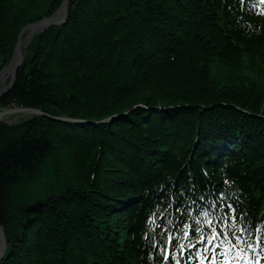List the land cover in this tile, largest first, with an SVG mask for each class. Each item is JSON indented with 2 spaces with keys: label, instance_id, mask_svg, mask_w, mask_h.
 I'll return each instance as SVG.
<instances>
[{
  "label": "trees",
  "instance_id": "1",
  "mask_svg": "<svg viewBox=\"0 0 264 264\" xmlns=\"http://www.w3.org/2000/svg\"><path fill=\"white\" fill-rule=\"evenodd\" d=\"M64 0H0V72ZM0 108V264H162L193 202L229 190L264 221V16L244 0H71L35 36ZM128 112L127 115H123ZM49 161L64 193L27 223L16 190ZM20 238V239H19Z\"/></svg>",
  "mask_w": 264,
  "mask_h": 264
},
{
  "label": "water",
  "instance_id": "2",
  "mask_svg": "<svg viewBox=\"0 0 264 264\" xmlns=\"http://www.w3.org/2000/svg\"><path fill=\"white\" fill-rule=\"evenodd\" d=\"M70 3H71V0H64L61 7L57 10L55 15L45 18L43 20H40L38 22L30 23L25 28H23V30L21 31L19 35L16 47H15L14 55H13V58L10 64L0 72V76L6 71L9 72L8 73L9 74L8 83L5 85L4 88L0 89V100L14 86L18 71L25 64L26 52H24L21 47L23 35L25 34V32H27L28 30H31V31L37 30V32H34V34H32V37H31V40H32L35 35L42 34L53 27H60L64 25L69 16ZM18 114L52 118L53 120L58 121V122L72 123V124H107L118 118V116H114V117L106 118L103 121L94 122V121H87V120L77 119V118L53 116L46 112L44 113V111H41L40 109L19 107V108H14V109H7L4 111L0 110V122H2L4 119L10 116L18 115ZM46 204L47 202L41 201V202H37L34 205L29 206L26 210L28 213V218H30V216L40 213ZM28 223H26L25 226ZM6 236L7 235L4 232V229L0 225V262L4 260L5 258L9 257L11 254L7 250L8 241L6 239Z\"/></svg>",
  "mask_w": 264,
  "mask_h": 264
},
{
  "label": "rangeland",
  "instance_id": "3",
  "mask_svg": "<svg viewBox=\"0 0 264 264\" xmlns=\"http://www.w3.org/2000/svg\"><path fill=\"white\" fill-rule=\"evenodd\" d=\"M30 46L31 44L26 50V57L32 55ZM28 118L29 116L27 115L18 114L11 116L7 122L9 124H18L24 120H27ZM64 190L65 186L63 182L56 177L52 165L49 161H47L42 166L40 175L36 179L29 181L26 185H22L17 188L16 201L21 203V207L26 211L29 206L34 205L37 202L44 201L54 196H60L64 193ZM26 214L28 216L27 211Z\"/></svg>",
  "mask_w": 264,
  "mask_h": 264
},
{
  "label": "snow or ice",
  "instance_id": "4",
  "mask_svg": "<svg viewBox=\"0 0 264 264\" xmlns=\"http://www.w3.org/2000/svg\"><path fill=\"white\" fill-rule=\"evenodd\" d=\"M261 5H264V0H259ZM209 226H211V221L208 222ZM241 231H243V229H241ZM222 234L219 233L218 231L213 232V234L210 237H205L201 239V243L204 242V240H208L209 244L211 245V243L213 241H215L218 237H220ZM237 239H240L239 237H237ZM192 247H195V245H192ZM216 247H220V245H216ZM224 247L226 248V251L223 253H219L220 256H222L223 259V264H234V260L236 258L242 259V260H247L248 264H259V253L257 252L256 254V259L254 260L252 257H250L248 255L247 252L244 251V249L242 248H237V246L235 244H225ZM248 247H252L251 245H248ZM180 248L183 249L184 246L180 245ZM231 248H236V253H235V257L229 254V250ZM212 251L214 252V255L211 258V264H219V261L216 258V254H215V249H212ZM169 254H170V250H169ZM200 261L201 264H206V262L208 261V257H205L203 255L200 256ZM177 264H179V260H177ZM238 264V261H237Z\"/></svg>",
  "mask_w": 264,
  "mask_h": 264
},
{
  "label": "bare ground",
  "instance_id": "5",
  "mask_svg": "<svg viewBox=\"0 0 264 264\" xmlns=\"http://www.w3.org/2000/svg\"><path fill=\"white\" fill-rule=\"evenodd\" d=\"M22 31V30H21ZM34 32H37V30H28L27 32H25V34L23 35V39H22V44H21V47H22V50L24 51V52H26V50L28 49V47H29V45L31 44V37H32V34H34ZM21 33V32H20ZM32 52V51H31ZM11 62V61H10ZM10 62L5 66V67H7L9 64H10ZM15 63H16V61H15ZM24 67V65L19 69V71L22 69ZM18 71V72H19ZM9 72H4L1 76H0V89H2V88H4L5 87V85L7 84V81H8V79H9V74H8ZM0 110H7V108H0ZM42 111V110H41ZM45 113V112H44ZM128 113L126 112L125 114H123V115H127ZM21 115H25V114H21ZM27 116H29V115H27ZM51 117H53V116H51ZM10 117H8V118H6V119H4L2 122H6V123H8L7 121H8V119H9ZM49 119H52V118H49ZM53 120V119H52ZM1 123V122H0ZM15 198H17L16 196H15ZM17 203H19V202H17ZM19 205H21V203L19 204ZM37 215V214H36ZM32 223L33 222V219L32 218H28V216H27V223ZM28 223V224H29ZM6 239H7V241H8V237L6 236ZM20 239V238H19ZM13 246V245H12ZM12 246H10L9 245V243H8V246H7V250L8 251H11V250H13V248H12Z\"/></svg>",
  "mask_w": 264,
  "mask_h": 264
}]
</instances>
